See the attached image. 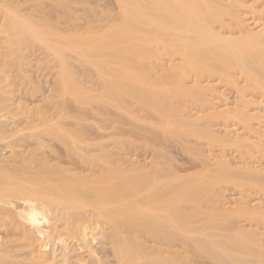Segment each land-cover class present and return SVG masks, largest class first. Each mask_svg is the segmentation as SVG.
<instances>
[{
    "label": "bare ground",
    "instance_id": "6f19581e",
    "mask_svg": "<svg viewBox=\"0 0 264 264\" xmlns=\"http://www.w3.org/2000/svg\"><path fill=\"white\" fill-rule=\"evenodd\" d=\"M47 1L0 0V264H264V0Z\"/></svg>",
    "mask_w": 264,
    "mask_h": 264
},
{
    "label": "rangeland",
    "instance_id": "374dc122",
    "mask_svg": "<svg viewBox=\"0 0 264 264\" xmlns=\"http://www.w3.org/2000/svg\"><path fill=\"white\" fill-rule=\"evenodd\" d=\"M71 1H72V0H71ZM73 1H74V0H73ZM81 1H82V0H81ZM81 1H80V2H81ZM93 1H94V0H93ZM104 1H105V0H103V1L101 0V2H102V3H101L100 1L98 2V0H95L94 5L92 4V8L94 7V10H93L92 8H90V7H91L90 5H91L92 1H91V2L89 1V2H90V5H89V4H88V5H89L90 7H88V9H90V10L92 9V10H91V13L87 11V12H86V15H85V13L83 14L82 11L80 12V8H81L82 5H84L85 3H84V4L81 3V4H82L81 7L79 6L80 4H78V7H79L78 11H79V14L82 15V16L84 15V16H83V17H84V20H85V18H86L85 16H88V13H90V17H91V15H92V13H94V12H95V15H96V13H99V14H97V17H99L98 15H100V16L102 15V16H103V12H102V10H101L102 7H103V10H104V8L107 6L105 9H106V11H108L109 8H111V9L114 8V7L112 6V4L115 6L113 0L110 2V3H112V4H109V1H110V0H107V1H105V2H104ZM44 2H46V4L48 3L47 0H46V1L44 0ZM74 2H75V1H74ZM87 2H88V0H87ZM103 2H104L105 4H104ZM106 2H108V3H106ZM78 3H79V1H78ZM100 3H101L102 5H101ZM97 4H99V5L97 6ZM71 5H74V9H76V7H75V3H74V4H71ZM85 5H86V4H85ZM108 5H109V7H108ZM110 5H111V7H110ZM100 6H102V7L100 8ZM104 6H105V7H104ZM71 7H73V6H71ZM97 7H98V8H97ZM99 8H100V9H99ZM98 9H99V10H98ZM107 9H108V10H107ZM111 9H110V10H111ZM100 10H101V12H98V11H100ZM113 10H114V9H113ZM76 11H77V9L75 10V12H76ZM93 11H94V12H93ZM106 11H105V12H106ZM75 12H74V13H75ZM111 12H112V11H111ZM77 13H78V12H77ZM100 13H102V14H100ZM79 14H78V16H79ZM93 15H94V14H93ZM82 16H81V17H82ZM102 16H101V18H102ZM83 17H82V18H83ZM91 18H92V17H91ZM91 18H89V19H91ZM94 18H95V17H93V19H94ZM101 18H99V19H101ZM86 19H87V18H86ZM96 19H98V18H96ZM79 20H80V23H81V18H80ZM84 20L82 21V23L84 22ZM87 20H88V19H87ZM85 21H86V20H85ZM72 22H73V21H72ZM78 22H79V21L77 20V23H78ZM73 23H74V22H73ZM75 23H76V21H75ZM204 80H205V81H202L203 84H205V83L208 84V83H209V85L211 84V86L217 87L218 89H217V88H216V89L218 90V92L221 91V93H223V94H222L223 96H224V94H225V97L223 98V100H224V99L226 100V98H227V102H224V101H225V100H224V101H223L224 103L222 102L223 105L226 104V105H228V106H230V107H231V106H234V103H235V102H234V101H235V94H233L234 92H233L231 89H229V87L226 86V87H227V88H226L224 84L221 85L220 82L217 83L216 81H214V80H212V79H210V80L208 79L210 82L207 81V79H204ZM233 99H234V100H233ZM230 101H231V102H230ZM189 109H190V107H189ZM190 112H193V111H190ZM255 123H256V122H255ZM262 124L264 125V122L261 123V125H262ZM219 126H220V125H217V124H216V126H215L216 128L214 127V129H217V130L219 129V130H221L222 127H221V126L219 127ZM254 126H255V125H254ZM218 127H219V128H218ZM255 128L257 129V125L254 127V129H255ZM256 129H255V130H256ZM239 130L241 131V129H239ZM239 130H238V131H239ZM240 131H239V132H240ZM242 131H244V130H242ZM242 131H241V132H242ZM245 133H246V131H245ZM184 141H185V140H184ZM151 142H153V143L155 144V146L158 145L157 143H160V142L155 143V141H151ZM173 142H174V141H172V144H173V145H170V144H169V147L166 146L165 149L161 147L162 149L160 148V150H161V152H163V151H165V150H166V152L168 151V153L165 152V153H166V156L169 157V160L172 161V164H173V165H174L179 171H180V169L182 170V171H180L181 174H183V172H184V173L187 172V174H188L189 172L191 173V172H193L194 170L196 171V169H197L198 167L201 168V166H199V165H200L202 162H200V161L198 160L197 163H196L197 158H196V159H192L191 156H189V155H188V156H189L190 158H187V157H188V156L186 155L187 153L185 152L184 149H181V147H182V145L184 144V142L179 141V142H181L179 146H178V143H177V145H175V144H174L175 142H174V143H173ZM187 142H190V141H187ZM187 142L185 141L186 144H184L183 147H184L185 145H186V146H189V147H192V146H195V145L197 144V143H195L194 145H192V144H193V143H192L191 145H188L189 143L187 144ZM191 142H193V141H191ZM168 143H170V142H168ZM150 144H151V143H150ZM150 144H149V145H150ZM154 144H153V146H154ZM149 145H148V147H149ZM165 145H167V143H166ZM197 145H198V144H197ZM197 145H196V146H197ZM204 145H205V144H204ZM150 146H151V145H150ZM153 146H151V147H153ZM155 146H154V148L152 149L153 151L158 150V148H157V147L155 148ZM159 146H160V145H159ZM177 146H178V147H177ZM205 146H206V145H205ZM205 146H203V147L199 146V147L204 148L206 151H207V149L209 150V148H208V147L205 148ZM151 147H150V150H149V148L147 149V150H149L147 153H146L145 151H141L142 147H140V151H141V152L139 151V152H140L139 155H138V151L136 150V151H137L136 154L138 155V157H140V158H139L140 160L145 159V160H147V162H148L149 159H151V158H152V160H153L154 157L152 156V153H151V151H152V150H151ZM163 147H164V145H163ZM216 147H217V146H214V148H213L214 150L211 151V152H214L215 155L224 152V151H221L220 148H218V147L216 148ZM215 148H216V149H215ZM144 149H145V148H144ZM144 149H143V150H144ZM154 149H155V150H154ZM228 149H229V148H228ZM160 150H159V151H160ZM162 150H163V151H162ZM182 150H183L185 153H184ZM153 151H152V152H153ZM218 151H219V152H218ZM229 151H230V150H229ZM229 151H227V153H225L226 151L224 152L225 154L228 155V157L233 158V155H235V156H234V159L239 157V154H238L237 152H233L234 150H233V151L231 150L232 153H231V151H230V152H229ZM149 152H150L151 154H150ZM157 152H158V151H157ZM207 153H208V152H207ZM207 153H206V154H207ZM209 153H210V152H209ZM229 153H230V154H229ZM233 153H234V154H233ZM147 154H148V155H147ZM149 154H150V155H149ZM154 154H155V153H154ZM156 154H157V153H156ZM156 154H155L154 156H156ZM231 154H232V155H231ZM146 155H147V157H146ZM209 155H210V154H209ZM212 155H213V154H212ZM141 156H142V157H141ZM213 156H214V155H213ZM145 157H146V158H145ZM170 157H171V158H170ZM193 158H195V157H193ZM150 161H151V160H150ZM212 161H213V159H212ZM199 163H200V164H199ZM258 163L260 164L261 162L258 161V162H256L255 164H258ZM196 164H197V165H196ZM260 165L262 166V163H261ZM260 165H257V166H260ZM263 166H264V163H263ZM195 168H196V169H195ZM193 169H194V170H193ZM197 170H199V168H198ZM226 190H227L226 193H225L226 197H224V198H227V199H224V200H226V202L233 203L232 201H234V199H236V198L240 195V194H238V192H239L238 190H236V191H235L234 189H233L234 191H232V189H226ZM228 190H229V191H228ZM237 191H238V192H237ZM249 192H250V194H249ZM251 192H252V193H251ZM246 193H247V195L244 196V197H245V198L247 199V201H249L250 203H253V201H254V202L256 201L255 203L264 201V200H262L264 197H263L260 193H258V192H257V194H255V193H256L255 191L253 192V191L247 190V191H244L243 195H245ZM235 197H236V198H235ZM247 197H249V198H247ZM256 198H257V199H256ZM248 199H249V200H248ZM250 199H251V200H250ZM228 200H230L231 202L228 201ZM257 200H258V201H257ZM261 200H262V201H261ZM246 223H247V222H246ZM247 224H248V223H247ZM244 225H245V222H244ZM248 225H249V224H248ZM251 225H252V224H251ZM254 225H256L255 222L253 223L252 226L255 227ZM246 226H247V225H246ZM98 248H101V247L98 246ZM202 259L204 260L203 262H205V264H207V263L209 262V261L206 262V260H205L206 258H205V259L202 258ZM202 259H201V261H202ZM203 262H202L201 264H203ZM208 264H211V263L209 262Z\"/></svg>",
    "mask_w": 264,
    "mask_h": 264
}]
</instances>
